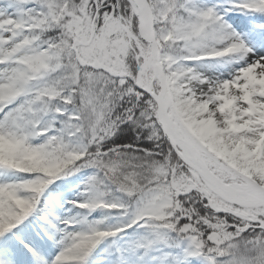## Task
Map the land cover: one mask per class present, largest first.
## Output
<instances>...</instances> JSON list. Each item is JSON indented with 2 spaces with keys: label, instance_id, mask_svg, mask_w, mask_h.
Listing matches in <instances>:
<instances>
[{
  "label": "snow or ice",
  "instance_id": "snow-or-ice-1",
  "mask_svg": "<svg viewBox=\"0 0 264 264\" xmlns=\"http://www.w3.org/2000/svg\"><path fill=\"white\" fill-rule=\"evenodd\" d=\"M0 264H264V0H0Z\"/></svg>",
  "mask_w": 264,
  "mask_h": 264
}]
</instances>
